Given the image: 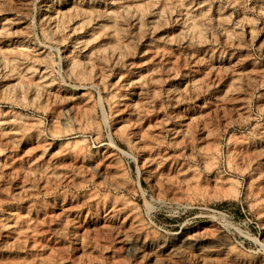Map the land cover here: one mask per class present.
Listing matches in <instances>:
<instances>
[{"label": "rangeland", "instance_id": "rangeland-1", "mask_svg": "<svg viewBox=\"0 0 264 264\" xmlns=\"http://www.w3.org/2000/svg\"><path fill=\"white\" fill-rule=\"evenodd\" d=\"M0 264H264V0H0Z\"/></svg>", "mask_w": 264, "mask_h": 264}]
</instances>
